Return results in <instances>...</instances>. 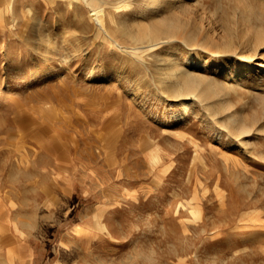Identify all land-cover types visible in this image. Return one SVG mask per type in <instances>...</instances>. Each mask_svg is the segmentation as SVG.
Masks as SVG:
<instances>
[{"label":"rangeland","instance_id":"374dc122","mask_svg":"<svg viewBox=\"0 0 264 264\" xmlns=\"http://www.w3.org/2000/svg\"><path fill=\"white\" fill-rule=\"evenodd\" d=\"M179 1L0 0V264H264V0ZM191 52L228 109L163 91Z\"/></svg>","mask_w":264,"mask_h":264},{"label":"bare ground","instance_id":"6f19581e","mask_svg":"<svg viewBox=\"0 0 264 264\" xmlns=\"http://www.w3.org/2000/svg\"><path fill=\"white\" fill-rule=\"evenodd\" d=\"M67 4L70 7H74L76 3H79L80 1L85 2L92 7H94V2L95 1H101V0H65ZM145 5L144 7H149L152 4H156V8H159L160 5L162 4L163 0H145ZM184 8H189L190 2L188 0H180L179 1ZM150 11L144 12L145 17H149L150 15L148 14ZM156 19V25H158V30H147L143 31L142 33L136 34V36L140 39H144L146 36H150L151 38L157 39L156 41L152 42L151 45H156L161 41L162 33L165 32L170 36H177L180 37L182 40H192L195 41L196 38L194 37L193 34L187 29L186 25L182 22L175 23L172 26H168L169 28L167 29L165 27V19L164 18H159L158 15L154 14L151 15ZM176 16V15H175ZM179 20V19H178ZM141 24V23H139ZM152 27V26H151ZM156 27V26H155ZM157 29V28H155ZM105 30V29H104ZM243 39H241V44L244 47H251V45L255 42L254 38L251 36L249 32H244ZM263 37H259L261 39ZM160 39V40H159ZM53 38L48 37V48L42 52V59L45 60H50L51 56L54 55V47L51 45L53 44ZM259 41V40H258ZM224 43L222 44H217V43H211V44H201L204 49H207L208 52L210 53H215V51L219 50H225V49H231L232 47V39H227L226 41H223ZM219 43V42H218ZM200 52H197V57L199 58ZM206 55V54H205ZM246 56V55H244ZM191 57L194 59H189L190 61L193 62H198L201 65V68L199 70H195L190 68V66L187 65V62H178L176 59H172L171 55L166 57L164 59L165 65L163 76L161 77V87L163 91L172 93L173 95H190L193 96L197 99H201L207 101L209 109H213L215 113H218L221 111L220 109H228L229 106L226 103V95L233 89L235 88L234 85H239L241 84L242 81V74L243 73H238L234 72L231 74V79L225 81V82H220L217 79H213L210 77L206 72V68L208 67V63L210 62V59L206 57L205 61H199L195 57V53L191 52ZM244 62H250L251 59L243 58ZM202 63V64H201ZM197 64V63H196ZM240 69H243V65H239ZM162 68V69H163ZM163 71V70H162ZM32 78H36V74L32 75ZM234 80V81H233ZM239 92V91H237ZM236 92V93H237ZM230 94V93H229ZM214 99V100H213ZM190 102L183 100L182 102V107L179 109V111H175L173 113L172 120L175 121L178 119V117L184 112L188 111L190 108ZM212 112V111H211ZM229 121L230 123H234L235 118L234 115L231 114L229 115ZM233 127H235L234 124H232ZM229 127V126H228ZM238 128V127H237ZM235 130V129H234ZM238 132H243V128L239 127Z\"/></svg>","mask_w":264,"mask_h":264}]
</instances>
